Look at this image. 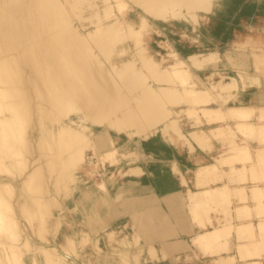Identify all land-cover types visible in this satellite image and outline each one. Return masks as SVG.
<instances>
[{
    "label": "rangeland",
    "instance_id": "1",
    "mask_svg": "<svg viewBox=\"0 0 264 264\" xmlns=\"http://www.w3.org/2000/svg\"><path fill=\"white\" fill-rule=\"evenodd\" d=\"M122 1L121 0H105V1L104 0H92V2L96 3V5H93V7H86V8H84L81 5V2L78 3L79 2L78 1V2H76V5H73V6H67V3H65L64 8L67 6L66 8L69 9V12H72L73 10L78 12L79 10H81L80 13L82 15H87L89 13V11H91V12L97 11L102 15L112 14V15L108 16L109 18L106 17L107 20L111 19L112 17L117 19L116 23H118L119 25H122V31L124 33V34L123 33L122 34L126 38L124 39V42L119 41V43H118V41L115 40L114 43L118 44V48H120L121 46H122V49H123V47H128V48H127V50H125L126 52L124 51L123 53H121L119 56H116V57L113 54L111 58L115 59V61L117 62V65H118L119 61L122 62L125 60L124 62H126L127 61L126 59H128L130 54L133 53L130 57L136 56L135 58L138 59V63L139 64L143 63L140 65H141L145 75L143 74V76H142L143 78H141V80H139V81L137 80L139 82L138 83L139 86H138L137 91L143 92V93L140 92L142 98H144V96H145V95L143 96L145 89H150L151 86L158 84V82H156V80H155L156 78L153 75H150L152 73L156 77L158 75L160 76V72L158 73V70L156 69L159 67L158 66L159 64L158 63L154 64V63H156V60H155L156 58H153L152 55H154V57L158 58V56H159L158 52H161V53L166 52L167 53V51H166L167 46L166 45H168L170 47V49L175 51L177 53V56L182 58V59H186L187 55L192 54V53L203 54V53H208L210 51H214V52H217V54H219L218 55L219 59L217 58V61L215 64H213V65L208 64L203 70L195 71V74L192 72V75H190L187 79V82H189L190 84L189 83H188L189 85L185 84V86H182V89L180 87V92H182L181 97H183L182 98L183 101H185V99H186V96H184V94H186V90L188 89V87H191V85L194 87L196 85L197 87L208 89L207 91L210 93V95L212 97L211 98L212 100H211L210 96H208L209 97L208 103H211V106H213V107H219L221 109H225L227 107V105L240 104V101L236 98L235 95L234 96L229 95L230 91L228 89H227L228 91L225 89L222 90V88L218 90L217 88L211 87V85H212L211 83L215 82L220 77L218 72L222 73L223 78L227 77L228 75L236 76L237 70H245V71L256 73L258 79H256L255 84L258 85V87L262 88V91L264 92V0H212V3L209 4L211 6H204L203 7L204 9L198 7L195 10L197 12L196 16H195V12H193V13L189 12L190 14L187 12V14H186V12L183 11V12H180L179 14H177L179 16H172L173 17L172 18L170 15V17H168L164 20H163L162 15L160 16V15H158V13H152L150 11L148 12L147 9L145 11V8L143 6L138 5L133 0H124V2L126 1L125 3ZM205 7L207 8L206 10H205ZM182 10H183V8H182ZM182 13L184 16H182ZM137 14L140 16V18L141 17L144 18V21L142 19H141L142 20L141 21L138 18L139 16ZM140 14L143 16H141ZM119 20H120V22H119ZM73 21H74V23L75 22L79 23V21H77V19H75V17H73ZM139 22L140 23L142 22V31H140L141 28L138 25ZM143 27H146V28H143ZM252 27L255 28V30H253ZM138 28H140V29H138ZM248 30H250V32H248ZM103 39L105 42H107V45H110V43L113 42V41L109 42V40L112 38H109L108 36H105ZM122 40H123V38H122ZM121 42H122V44H120ZM144 43L149 44V47H148L149 49H147L148 52H146V54L145 53L142 54L141 51H139V50L143 49ZM130 46H131V49H130ZM243 50H248V51L252 50V51H254V53H256V54L259 53L261 55L257 54V55H259V56H257L256 54L254 55V53L251 54L252 51H250V54L248 56V58L250 59V62L248 61V63H245L242 60V62L239 63V61H240L239 58H243V57H240L237 52L243 51ZM63 51H66V48H64ZM228 54H233V57L236 58V61H235L236 64L235 65L233 64V62H231L232 59L230 58V56ZM151 56H152V58H151ZM164 56H166V54ZM149 58H151V60L153 62ZM150 61H151V63L149 64ZM251 62H252V64H251ZM117 65L114 66L116 68V70H115V68L112 69L111 65L109 66V68L112 69V70L111 69L110 70L113 73L111 75H114L115 72H118L120 69L122 70L124 68V70H125L126 64H121L119 68ZM155 65H157L156 68H155ZM154 68H155V70L153 73L152 70ZM127 70H128V68L126 67L125 72H127ZM68 71L70 74L74 75V80H72V82H75L77 85L83 84V82L81 80L82 71L80 69L74 68L73 70H68ZM156 71H157L158 75L156 74ZM208 73H212V75L205 76V74H208ZM114 76L117 79V77H116L117 75L115 74ZM190 77L192 78V80ZM131 78H132V80L134 79L133 77H131ZM142 79H143V81H142ZM192 81H194V82H192ZM162 82L163 81L159 82V84L170 85V83H168L167 81H164V83H162ZM191 82L193 84L194 83L195 84L193 85ZM220 90L223 92V94L220 92ZM243 90H246V89H243ZM219 92L221 94H218ZM33 94L35 95L36 92L33 91ZM131 98H132V100H130V101H133V97H130L129 99H131ZM242 101H245V103H248L247 100H242ZM134 102H136L135 98H134ZM134 102H131L130 104L133 105ZM203 103H201V102L197 103L198 105L191 103V105L193 104V106L196 105V107H194L196 109L195 110L192 109L193 114L191 113L192 112L191 109L187 108L190 105H188V102L186 104V101H185V103L183 102L182 104H179L178 110H175L172 108L171 109L172 111L170 110L172 113L168 111L167 115L161 114V116L164 115V117H165V115H166V117L168 118V116L172 115L171 116L172 119L170 117H169V119L166 118L168 120V122H171V120H172V122H174L173 125H177L180 123L177 127H181V129L183 131H185L186 133L189 130L194 129V127L201 128L204 131H206V133H208L207 131H209V129H208L209 124H206L207 121L205 118L209 117L210 121H212L211 118L213 119L217 115L214 116L213 114H215V113L209 114L208 117H207V115L206 116L201 115L202 113H200V110L197 107L200 106V104L205 105L207 102L204 104ZM135 104L133 106H135ZM184 104H186L187 107H185ZM262 105L263 104H261V106L259 105L260 109L258 107L257 109H259V110H256L255 112H259V111L264 112V109L261 108ZM190 108H192V106ZM180 109H181V111H180ZM182 109H184V110H182ZM187 109H188V113H187ZM176 111H179V113ZM227 111H229V110H227ZM174 112L178 114V116L176 114V117L178 118L179 122L175 121L177 119L175 117ZM189 112L192 115H190ZM194 112L196 113V115ZM217 113H218L219 118H220L221 113L220 114H219V112H217ZM119 114H121V113H119ZM119 114L117 116H121ZM199 114H200V119L197 118V117H199ZM222 114H224V113H222ZM222 114H221V117H222ZM225 114H227V112H225ZM225 114L223 115L222 118H225V116L228 117V114L227 115H225ZM194 116H197V117H194ZM201 116H204V118ZM115 117H116V115H114L113 118H115ZM157 118H160V117H157ZM173 118H175V119H173ZM195 118H197L198 120H194ZM222 118H220V119H222ZM228 118H230V117H228ZM83 119H85V118H83ZM153 119L154 118H152V120ZM220 119H218V120H217V118L213 119L212 122L219 121ZM85 120L86 121L88 120L89 123L86 122ZM85 120H82V121L85 122L86 124L91 125V127L90 126L89 127L92 131L89 128H87L88 125L85 126V123H83L84 126H81V130L83 129V132H84V130L87 129V131L82 136L80 134H83V132L81 133L80 130H79L80 132L77 131L78 128L80 129V126L77 124H73V122L68 120V119L65 120V122L68 121L69 124L72 123L71 126L70 125L68 126V127H71V129L65 130V128H64V130H62V132L56 131V129L50 130L52 128L51 127L52 123H50L49 121L45 122L46 127L47 128L49 127L47 130H49L51 132V134L53 131V135H54V138L52 140L51 139L47 140V142H49V143L42 142L40 139L41 137L39 138V135H42L43 130L41 131V134L38 133V131L40 130V127L37 125V123H36V125L38 127L35 125L34 127L28 128L26 130V134L24 135V137L27 138V136L28 137L30 136L29 138L33 139L32 138L33 136H36V137L38 136L37 142L34 145L35 151H34L33 155L35 156L37 154L36 155L37 157L40 155L38 161L42 164H43V161H46V162H44V166L46 169H47V167H48V169L51 166L54 167L53 173H51L53 168L50 169V171H51L50 173H49V171H47L48 169L47 170L45 169V171H47V172L44 171V175L42 178V180L43 179L44 180L42 181L41 179L40 180L38 179V181H37V183L39 181H40V183L41 182L43 183V184L41 183V186H40L41 187L40 188L41 194H39V195H40L41 199L39 198L36 190L31 191V192H34L31 194L30 190L26 189L28 187L25 185V183L27 181H24L25 177L23 175H24L25 171L31 169V168L27 169L29 165L24 169V167H25L24 163L26 162V160H25L26 154H24V152H22V155H20V157L18 156L19 154L17 155L19 159H17L18 162H17V160H15V161L17 163H19V161H20V163H21V165H19V167H17L18 164L14 161V159H11L12 157H10V156L8 157V155H7V154L11 153L10 155L13 156L12 153L16 152L17 147L14 148L15 147L14 146L10 150H7L8 153H6V155H5V154H3V153H5V151L3 153L1 152L4 149L2 148L3 146L0 145V147L2 148V150H0V154H1L0 155V164H2V166H3L4 162L10 161L9 163L12 166H9L10 164L5 163L7 165V167L3 166V167H5L4 169L5 170L10 169L11 170L13 166H14L13 168H16V169H13V171L15 170L14 171L15 173H13V171L11 170L12 172L10 174V175L14 174L13 175L14 180L7 173L6 174L8 176L6 174H4L5 170L3 171V169H2V173L0 175L8 177V179L11 182V185H13V187H12L13 191H15L14 190V186H15L14 184L16 183V181H15L16 178L18 179V181L19 180L24 181V184H22L24 186H22V187L24 188L25 193L22 191L23 190L22 187L19 190L21 183H23L22 181H20L21 182V183H19L20 185L17 184V186H19V187H15V188H17L16 192L12 191L13 193H17V196H19V197H17V199H20L18 201L24 202V204L25 203L27 204L30 199H33V197H34V199L36 198L35 199L36 201L39 198L37 201L38 204H37V202L34 203V201H35L34 199L32 200L33 202H31V200H30V205L27 204L28 207L25 208L26 210L28 208H29L28 209L29 211L31 209H34L36 205L38 207L40 202H41V205L42 204L44 205V208H43V206H39V207H41V209L45 210V208H46L45 203L47 201H50V199H48L46 195L51 193L52 195L56 196V201H58V203L56 202L55 207L51 208L52 209L51 210V219H53L55 217L60 218L61 223L57 224V226L59 225L58 226L59 228L60 227L62 228V229L61 228L58 229L59 230L58 232L61 231V233L59 235L63 236L62 232L64 231L63 234L65 236L70 235L69 238L72 237L71 239H72V242H74L73 244L71 243V239H68V241H67V239H65L62 242H64V246L66 243H68V245H66L67 249L68 248L70 249V252H71L73 257L77 258L80 262H83V263L88 262L89 264H118V263L119 264L120 263L121 264H123V263L124 264H136L135 258H137V261H138L137 264H229L230 259H231V264H240V262L246 260L247 258L248 259H258L260 261V262H258V264H264V227H263L264 225L262 226V224L264 223V221L262 219V218H264V210L261 209V212L258 211V209L260 210V208H264V206H263L264 205V197H263L264 192L261 193V188H263V186H264V183H263L264 177L263 178H261V177L264 175L261 176V174L259 172H257L259 170L256 169L257 171H255V169H252V168L256 167L257 165L260 166V164H262V161L264 162V160H262V161L257 160V163H259V164H257L255 162L256 160L253 157L254 156L253 151H256L255 150L256 148H260V150L257 149V151L261 152V148L264 151V148H263L264 147V132H263L264 123H261L263 120L261 122H259L262 124L261 126L263 127L262 128L263 130L260 127L255 126L256 128H260L262 130L263 135H261V136H263V137L260 136L261 138H263V140L260 138L262 141L259 138H256L257 136L260 135L259 133H257L259 131L256 130V132H255L253 129L255 134L253 135L250 133L252 136L250 134L247 135L249 132L248 129H246L244 126H240L241 128H238V126H236L234 124V122L231 121V122H228V124L230 125L229 131L227 130V128H224V130L221 129V130H219V132L217 133L216 136H212V133L211 134L208 133L212 137L209 138L210 141L208 140L207 142H204L203 146H200L199 144L197 145V144L193 143V141L191 144H188L189 142H187L186 139H184V137H183V140H181L182 142L184 141L183 142L184 144H181L183 146H181L179 144V142H181V141H179L180 139L179 140L177 139L178 143L176 142L177 143L176 144L175 143V141H176L175 135H174L175 137L170 136L171 138H173V140L172 139L170 140L169 136H166L167 138L165 137V135H168V134L163 132V130H162L163 128H160V126H162V125H160V123L162 124V122H159L158 123L159 125L158 124L155 126L153 125V123L156 122V118L153 121V123H151L152 124L151 126H147L145 128H141V129H137L138 126H135L134 124L133 125H126V126H123L121 128H116V127H112L110 124H108V120L98 122L99 124L97 122L92 121L91 119L86 118ZM230 120H233V117L230 118ZM68 122H66V126L68 125ZM172 122H171V124H172ZM198 122L199 123L203 122V123L199 124ZM197 123H198V125L195 126V124H197ZM220 123L221 122L216 123L215 126L220 125ZM256 123H258V121ZM74 125H77V126H74ZM256 125H260V124H256ZM72 126H74L75 129H77V130H75L74 127H72ZM53 127L56 128L57 123H54ZM158 128L161 129V131L158 130ZM72 130L75 131V134H74V131H72ZM88 130H89V133H87ZM136 130H137V132H135ZM238 130H240V131H238ZM63 131H65V132H63ZM66 131H69V132L72 131V132L68 133ZM76 131L80 134L76 135L77 134ZM130 131L133 132V133L131 132V135L129 134ZM162 132L164 134H162ZM242 132H245L244 133L245 135H243ZM22 135H23V132H21V134L19 133L20 138L22 137ZM70 135H71V137H70ZM230 135H231V137H230ZM48 136L50 137V134H48ZM74 136L77 138L76 139L77 144L74 143L73 144L74 146H70V144H67V142L69 143L71 140L70 138H72ZM78 136H80V137H78ZM234 136H235V140H234V138H232ZM248 136L251 139L248 138ZM19 137L17 136L18 139H19ZM245 137L248 140L247 144H248V148H249V154L250 155L252 154V157L250 156V158L253 161L251 162L250 158H248L249 161H246V158H245L246 156L244 154L248 153V151L244 153L243 152L244 150H242L241 153L245 157H243L241 153H240V155H241V157H243V160L242 159L241 160L244 161V159H245L246 163H245V161L243 162V164L241 163L242 161L240 160V158H241L240 155H237V157H240V158H238L240 162L239 161H235V162L233 161V165H231L232 164L231 161H230V163H231L230 164L228 162V160H226V159L223 160L222 155H224L226 153V150L224 148L232 146V144L230 146H228L230 144V141L232 143V140H234L235 143L237 142L239 144H242L244 141H247L246 139H244ZM253 137L256 140L252 139ZM230 138H232V140ZM39 139L41 141L40 145L38 143ZM61 140H64V142ZM65 140L67 142H65ZM95 140L100 141V144H99L100 147L98 146V151L95 150V146H94ZM44 141H46V140H44ZM58 141L60 142V144ZM171 141H173V142H171ZM215 141H217L216 144H214ZM234 141H233V143H234ZM256 141H259V142H256ZM208 142H210L211 144ZM227 142H229L228 145H227ZM256 143H259V144H256ZM260 143H261V145L263 144L262 145L263 147L257 146V145H260ZM255 144H256V147H254ZM78 146H80V147L78 148ZM174 146H176V147H174ZM178 147H181L180 150L183 149V151L181 153L176 152L175 148L178 149ZM253 148H255V149H253ZM185 150H186V152H185ZM69 151L71 154L73 152V154L71 155L69 153ZM75 151H76V153H75ZM77 151H79V152H77ZM81 151H83L84 155H85V160L83 161V163L81 165L82 167L80 166L81 162H79V164L77 163L79 160H78V157L75 156L77 153H80ZM239 152H238V154H239ZM260 152L257 154L260 155L261 154ZM42 154H44L43 157H42ZM65 154L67 155V158L65 156L64 158H66V159L63 160L61 157H63V155H65ZM219 154H220L219 157L214 158ZM2 155L3 156L5 155L7 157L4 156L5 157L4 158ZM33 155L30 158H32ZM256 155H255V158H256ZM259 155H257V156H259ZM1 156H2V158H4L3 160L1 158ZM14 156H15V154H14ZM23 157H24V159L22 161L21 159ZM28 157H29V155H28ZM75 157H77V158H75ZM260 157L262 158V156H260ZM30 158H29V160L27 158L28 164H29ZM263 158H264V155H263ZM68 159H69V161L71 160V163L73 164V168H72V164L70 166V162L67 161ZM73 159H75V160H73ZM167 159H169L170 162L166 161ZM238 159H236V160H238ZM11 160L16 165H14L13 162L11 163ZM24 160H25V162H24ZM47 160H48V162H47ZM61 160H63V161H61ZM49 161L51 164H49ZM74 161H75V163H74ZM259 161H261V162H259ZM250 162L253 164H251ZM45 163L46 164L48 163L51 166L49 167V165L48 164L46 165ZM170 163H171V165H170ZM177 163H178V165H177ZM254 163H256V164H254ZM228 164H230L231 165L230 168L233 167L234 170H231L229 168L230 165H228ZM33 165H35V164H33ZM74 165H75V169H74ZM199 165L201 166L202 171H198V170H200ZM249 165H250V167H251V165H254V167H252L251 169L254 170V174L256 176H259L261 178L262 182L260 181L259 177H257V181H260L259 183H257V181H254V178H256V177H255V175H254V177L252 176L253 171H251V174L249 175V172L247 171V170H249V168H248ZM262 165H264V164H262ZM2 166L0 165V167H2ZM76 166L78 168H76ZM202 166H203V168H202ZM204 166L207 167V169H205ZM243 166L245 169H242ZM259 166H257V167H259ZM30 167H32V166H30ZM235 167H237V168L240 167L241 170L239 168H238L239 170L237 168H236L237 170H235ZM17 168H19L18 169L19 171H20V168H23V169H21V171L25 170L21 173L22 175L19 176L20 172H16ZM261 168L263 169L264 166L260 167V169ZM68 169L70 170L72 175L68 173L69 172ZM196 169H197V171H196ZM206 170H208V171L205 174ZM0 171H1V169H0ZM7 172L10 173L9 170ZM255 172H257L258 174H256ZM261 173H263V172L261 171ZM73 174L76 177H74ZM130 174L137 175L139 177V179L137 178L138 180L141 179L140 184H138L135 187V188H137L138 192H141L144 190L143 184H141V183H144L145 181H147V183H150L149 185H152L153 188L156 189L158 195H160L162 192L168 193V195H169L168 199L166 200L167 204L165 203L164 198H163V200H160L161 205H164L165 207H169L168 210H166V209L163 210L160 206H153V205L151 207H154V208H151V207H149L150 209L148 208V211H150L149 213L154 212V214H155V212H156L157 216L159 214H161L160 213L161 211L163 213V214H161L163 216L159 215L158 218L153 213H152L153 215L151 214L152 217L151 216L148 217V219L152 218L151 220H153L154 225H149V223H148L149 220H146L144 222L145 224L144 223L143 224L142 223L135 224L132 221L133 219L130 220L131 217L135 218L134 215H132V212H134L135 210H133L132 212H129L130 213L129 215H128V213H124V212H121L119 210V200L123 194H122V191L120 194L118 193L117 185L120 182L121 188L123 186H126L128 189L127 180L129 179L128 177ZM15 175H17L18 177ZM57 175H59V177ZM242 175H245V177H243V179L241 177ZM21 176H22V179H19V178H21ZM176 176H178L180 178V180L183 184L182 187L184 188V191H183L184 194L182 196L174 195L172 193L173 185L176 183V179H175ZM249 177L252 179L250 180ZM188 179L193 181L192 186L190 183H187ZM59 180L61 182H59ZM13 182H14V184H12ZM243 182H244V184H243L244 186L243 185L238 186L240 183H243ZM60 183H62L61 184L62 186H60ZM202 183H203V185H206V186H219L222 189V191H219V193L223 192L219 196L217 195V197H218V198L216 197L217 199L214 197V201L211 198L210 199L212 201L207 199V202H209V203L206 204L207 202H205V206L202 207V205H200L201 208L199 209L200 214H202L204 216H208V215L210 216L211 215V216L215 217L216 219H218L219 220L218 223L220 225L219 227L221 228V231L223 233H225L226 231L229 232V233H227L228 235L225 234V236H224L225 238L228 236V239L226 240L223 237L224 238L222 240L223 242H221L222 248L223 249L226 248V249L223 250L222 248H220L222 250L219 249V251H220L219 253L216 252V251H218L217 250L218 245H216L217 249H216V246H213L215 249L213 247H211L208 250H203L202 247L199 246L200 244L198 245L196 240L195 241L197 244H195V241L193 242V239H195L194 236L198 234L197 232H199V230H201V229H199L201 224H199L200 222L198 223L197 221L196 222L198 223V226L193 223V222H195L194 219H196L195 218L196 215L195 216L190 215V211L191 212L193 211L194 207H192V205L194 206L195 202H193L194 204H192L191 202L193 199L191 200L190 198H191L192 193L194 191H196L197 189H199V187H201ZM224 183H226L225 186H224ZM246 183H247V185H245ZM248 183H249V185H248ZM99 184H101V186H100L101 188L98 187ZM102 184L104 185L103 187H102ZM222 185L224 187L229 188L230 190L229 189L223 190ZM58 186H59V188H58ZM234 187H236V189L242 187V190H238L239 192L236 193L235 190H233V189H235ZM250 187H252L253 189L256 187V191L260 189L259 191H257L260 193H256V191H252L256 194V195L253 194V197H257V198H255L256 200L253 197H250V196H252V193L251 194L248 193V192H250V189H249ZM259 187H261V188H259ZM12 188H11V190H12ZM257 188H259V189H257ZM46 189H47V191H45ZM58 189H59V191H58ZM113 189L117 190L116 194H114ZM17 190H19V192ZM20 191H22V192H20ZM227 191H228V193H227ZM262 191H264V190H262ZM12 192L11 193L6 192V194L4 192L5 197H2V199L7 198V194L10 197V195H12ZM46 192H47V194H46ZM22 193L25 196H26V193L29 194L28 196H30V197H28V196H26L27 198L25 197V200L27 199V202L25 200L21 201L22 199L20 197H21ZM177 193H181V192L179 191ZM216 193H218V192L216 191ZM30 194L32 196L33 195L34 196L32 197ZM36 194H37L38 198L36 197ZM227 194H228V196H227ZM246 194L248 195L249 198L247 197ZM257 194H259V195L261 194L260 198L263 197V199H259L258 198L259 196H257ZM13 195H15V194H13ZM42 196H44V197L42 198ZM187 196H189V199H187L188 198ZM197 196H199V195H197ZM237 196L238 197L240 196L239 200H238ZM242 196H244V197L242 198ZM194 197H196V196H194ZM183 198H185V199H183ZM195 199L196 198H194V200ZM257 199H259L260 201ZM10 200H12L14 202L15 199L13 200V198H11ZM187 200H188V203H190V205L192 204L191 205L192 210L190 209V206L187 210L189 217H190V221L187 220L186 216L183 214V211H182V210H185V208L188 206V203L185 202ZM153 201H155L156 205L159 204L158 199L153 200ZM162 201H164V202H162ZM256 201H259L260 203L262 202L263 207H259L260 204L257 203ZM13 202H10V204L11 203L13 204ZM180 202H181V206L179 205ZM17 203H19V202H17ZM31 203H33L32 207H30ZM254 203H256V205ZM14 204L17 205L16 203H14ZM58 204L62 205V206H59ZM257 204H259V205H257ZM63 205H64V208H63ZM241 205H244V206H241ZM22 207H25V206L24 205L21 206L22 210L18 209V208L16 209L17 212L15 211V213H18L17 214L18 216L17 215L16 216L19 218L18 219L16 218L18 220V222H17V220H15V221H16L17 225H19L20 228L22 229V234L25 235V234H28V232L30 233L33 231H31L30 228H29L30 230L29 229L27 230V228H26V227H28L25 225V224H28L27 218H26V215H27L26 213H28V212L25 209H23ZM147 207H142L140 209L144 210V208H146L145 209V212H146ZM0 208H1L0 211L2 210L1 212L4 211L3 216H5L6 215V211H5L6 204L4 202H3L2 206L0 204ZM47 208L49 209L50 207H47ZM47 208H46V210H47ZM151 209H154V211H151ZM156 209L159 211L157 212ZM189 209H190V211H189ZM20 210H21V212L19 213L18 211H20ZM33 211L34 210L30 211L31 214L33 213ZM63 211H64V214H62ZM22 212H23V215L21 214ZM157 213H159V214H157ZM257 213H259V214H257ZM28 214H29V216H31L30 213H28ZM23 216H24V218H26V220L23 218ZM191 216H194V219L191 218ZM153 217H155V218L153 219ZM161 217H163V219ZM159 218H161L162 221L165 220L167 226L166 225H164V226L166 228H168V225H169L168 223L171 222L170 224H172V227H171V229L169 228L170 229L169 233L165 227H164V231H163L161 226L164 224V221L160 222ZM200 218H202V222H205L206 217L203 218V216L200 215ZM256 218H259V220H257ZM14 219H13V221H14ZM197 220H199L198 217H197ZM52 221L54 222L55 220H52ZM129 221H130V223H129ZM158 221L161 224V226H158L159 225ZM172 221L175 222L176 224L178 223V225L180 226V228L183 232L182 237L177 234V229H176V227ZM199 221H201V220H199ZM257 221H259V222L262 221V224H261L262 228H261V226L259 228L260 224H257V223H259ZM55 222H54L53 226L56 225ZM151 222H150V224H151ZM246 222H248L247 225H245ZM147 223L149 226L146 225ZM240 223H242V226L240 228L238 227L239 229L237 227H235V225L239 226ZM254 223H256V224H254ZM4 224L5 223H2L0 225V227L3 226ZM202 224H204V223H202ZM243 224L245 226H243ZM12 225H13L12 226V232H13L14 230H16L15 226H14L15 222H12ZM48 226H50V225H48ZM53 226H51V227H53ZM151 227L152 228L155 227L154 229L157 228L155 230V232H154V229H153V231H151L152 230ZM159 227H161V228H159ZM196 227H198V228H196ZM207 227L209 228L212 226L208 225ZM4 228L5 227H3V228L1 227L0 231L3 230ZM45 229H47V228H45ZM45 229L39 230L41 232V234L38 235V233H40V232H37L36 236L34 235V237L35 238L37 237L38 239L42 240V238H43L42 233H45L44 232V231H46ZM158 229L160 230V234H162V232H165L163 234L166 235V233H167L168 236L166 235L165 237H162V236L158 235L159 234ZM161 229H162V232H161ZM197 229H198V231H197ZM81 230L85 231L84 232L85 233V235H84L85 240H82L84 242L82 243V245H79L78 239H79L80 235L82 234ZM110 231L112 233H110ZM171 231L173 233H171ZM48 232L45 233L44 235L46 236L48 234ZM251 232H252V236H250ZM66 233H67V235H66ZM56 234H58L57 231H56ZM56 234H53V235L50 234V235L51 236H57ZM248 236L251 239V241L252 240H255V241H252V243L250 241V243H248V241L250 240L249 238H247ZM34 237H33V239H34ZM147 237H149V240H147L148 239ZM0 238L5 239L3 236ZM75 240H76V243H75ZM5 241H7V240H3L4 243L1 241L2 245H0V248L4 247L6 249L5 252H2L3 250L1 251V249H0V254L2 256V258H1L2 261H0V262H2L3 264H4V262L8 264L9 261H7L6 258L8 260L12 261V263L16 262V261H14V259H11L12 258L11 256H13V255L9 254L11 257L10 258L6 252L8 251L10 253L12 250H17L18 246L20 247L22 252H18L20 255H18L17 258H15V259H17V260L19 259V261L22 260L23 261L22 264H43V263L46 264L43 260H42L43 262L41 260H39L38 262L35 261L36 263L34 261H31L34 259V257L45 258L41 255H39V256L37 255L38 257L36 255H34L35 252L38 250V246L36 249V246H35L36 244L32 245V243H29V244H27L28 246L26 244H25L26 245L25 246V245H23L24 243L21 244V242L18 241L17 242L18 244L16 245L17 247H15V245L11 246V243L12 242L14 243V241L11 242V240H8L7 242H8V244H10L11 248H9V246H7V248H6L5 244H7V243H5ZM9 241L11 243H9ZM165 242L167 244H164ZM169 242H171V244ZM224 242H225V244H224L225 246L222 245ZM69 243L74 245V247L69 246V245H71ZM147 243L149 244V246H150V244H152L154 254H151L152 253V247H149L147 245ZM252 244H254V245H252ZM22 245L24 247H22ZM196 245H198L199 247ZM255 245H256V248H255ZM33 246H34V248H33ZM221 246L219 244V247H221ZM252 246H254V247H252ZM249 247L251 249L252 248L255 249L254 252L252 251L253 249L250 250L251 251V254H249L250 256L247 255ZM136 248H140V249H139L137 254H134L133 251ZM149 248H151V249H149ZM34 249H35V251H34ZM124 249L131 250V251L128 252V254H124L126 256L119 254V252H117L118 250H124ZM148 249L151 251L149 252ZM74 250L77 252V253L75 252L76 254L74 253ZM242 250H244V251H242ZM212 251H214V252H212ZM250 251H249V253H250ZM256 251L259 252L260 254L256 253ZM222 253H225V254H222ZM6 255H7V257H6ZM219 255L222 257L217 261L216 258L220 257ZM223 255H225V256H223ZM226 255H228V258L230 255L233 258L231 257L230 259H227ZM121 257L124 259V261ZM222 258L225 259L224 263L219 262L220 260L223 261ZM120 259H122L123 263L121 261H119ZM125 259H127V261ZM12 263H10V264H12ZM13 264H16V263H13ZM52 264H54V263H52Z\"/></svg>",
    "mask_w": 264,
    "mask_h": 264
},
{
    "label": "bare ground",
    "instance_id": "2",
    "mask_svg": "<svg viewBox=\"0 0 264 264\" xmlns=\"http://www.w3.org/2000/svg\"><path fill=\"white\" fill-rule=\"evenodd\" d=\"M133 1L136 2L140 6H143L145 8V11L147 9L148 12L150 11L152 13H158V15H160V16L162 15L163 20L170 17V15H171V17L172 16H179L177 14H179L180 12H183V11H185L186 14H187V12L188 13L189 12L190 13L195 12V16H196L197 12L195 10L198 7L203 8L204 6H211L209 4L212 3V0H133ZM76 2H78V3L81 2V5L84 8L93 7V5H96V3H93L92 0H81V1L80 0H63V1L62 0H0V145L3 146L2 148L4 150L1 152L3 153L5 151V153H3L5 155H6V153H8L7 150H10L14 146H15L14 148L17 147L16 152L12 153L13 156L10 155L11 153L7 154L8 157L9 156L12 157L11 159H14V161L19 159L18 156L20 157V155H22V152H24V154H26V156L24 155L25 160H26V162L24 160V162H25L24 163L25 164L24 169L28 165L29 166L27 169H30V168L31 169L27 170V171H25V170L21 171V169H23V168H20V171H19L18 170L19 168H17L16 172H20L19 173V176H20V175H22L21 173L23 171H25L23 176L25 177L24 181L28 182V183L27 182L25 183V185L28 186L26 188L27 190L29 189L30 192L33 190L34 191L36 190L39 198L41 199L39 194H41L40 193V188H41L40 186H41L42 182L40 183V181H39L38 182L39 184H38L37 181H38V179L42 180V178H43L44 171L46 169L44 166V162H46V161H43V164H42L38 161L40 155L38 157L36 156L37 154L35 156L33 155L34 151H35L34 145L37 142L38 136L37 137L33 136L32 137L33 139L29 138L30 136L28 137L27 135H26L27 138L24 137V135L26 134V130L28 128L34 127L36 125V123L40 127V130L38 131V133L41 134V131L43 130L42 135H39V138L41 137L40 138L41 141L45 142V143L47 142V140H49V139L52 140L54 138L53 131L51 134V132L49 130H47L49 127L48 128L46 127L45 122L49 121L50 123H52V126H51L52 128L50 130L56 129V131L62 132V130H64V128H65V130L71 129V127H68V126L69 125L71 126L72 123L69 124V122L66 121V122H68V125L66 126L65 120L68 119V120L72 121L73 124L79 125L80 129L78 128V130L75 129V127H74L77 125H74L72 127H74V129L77 130L78 132L81 131V133H82L83 129L81 130V126H84L83 123H85L82 120H85L86 118L91 119L92 121L97 122V123L102 122L104 120H108V124H110L112 127H116V128H121V127L126 126V125H133L134 124L135 126H138L137 129H141V128H145L147 126H151L152 125L151 123H153V121L156 118V122H154L153 125L155 126L159 122H162V124L160 123V125H162V126H160V128H163L162 129L163 132L168 134V135H165V137L169 136V139L173 140V138H171V137L176 136V141L174 140L175 143L179 139H180L179 141L183 140V137H184V139H186V141L189 142L188 144H191L193 141V143H195L197 145L199 144L200 146H203L204 142H207L208 140L210 141V139H209L210 137L216 136L217 133L219 132V130H221V129L224 130V128H227V130L229 131L230 125L228 124V122H231V121H233L234 124L236 126H238V128H241L240 126H244L246 129H248L249 132L247 135H249L250 133L254 135L255 134L254 131L256 132V130H257V131H259L257 133H259L260 135L257 136L256 138L260 139L261 137H263L261 135H263L262 134V130H263L262 128L264 127V125L262 127L261 123H264L263 122L264 121V117H263L264 112L263 111L255 112L256 110L260 109L259 104H255L253 102L245 103V101H242L243 98L241 97V95L239 93V90L247 89L251 86L256 85L255 84L256 79H258L256 73L245 71V70H237L236 76L228 75L227 77L223 78L222 73L218 72L220 77L218 78V80L211 83L212 84L211 87L217 88L218 90L221 88H222V90L228 89L230 91L229 95H231V96L235 95L236 98L240 101V104L227 105V107L225 109H221L219 107H213V106H211V103H208L209 102L208 96H210V99L212 97H211L210 93L207 91L208 90L207 88H200V87H197L196 85L195 86L197 88L195 86L193 87L192 85H191V87H188V89L186 90V94H184V93L183 94H184V96H186V99H185L186 104L188 102V105H190V106L187 107V105L184 104L185 107H187L188 109H191V111H192V109H194V110L196 109V108H194V107H196V105L193 106V104L191 105V103L197 104L200 102L201 103L207 102L208 104L207 103L205 105L200 104V106L197 107L200 110V113H202L201 115H204V116L207 115V117H208L209 114L215 113L213 115L214 116L217 115L218 117L217 116L214 117L212 115L214 117L213 119L217 118V120H218V119L223 117L225 112H227L228 117H230V118L233 117V120H230V118H228L227 116H225V118H222L216 122H212L213 121L212 118H211L212 121H210L209 117L205 118L207 121L206 124H209V127H208L209 131H207V132L210 134L212 133V136H210L208 133H206V131H204L203 129L196 128V127H194V129H191L186 133L185 131H183L181 129V127H177L180 123L179 124L176 123L177 125H173L174 122H172V120H171L172 115L168 116V118H167L166 117L167 112L168 111L171 112L172 108L175 110H178L179 104H182L183 102L185 103V101L182 100L183 97H181L182 92H180V87L182 89V86H185V84L186 85L190 84L189 82H187V79L190 75H192V72L195 74V71L203 70L208 64H212V65L215 64L219 54H217V52H214V51H210L208 53H203V54L192 53V54L187 55L186 59H182V58L177 56V53L175 51H173L172 49H170V47L168 45H166L167 46L166 47L167 53L166 52H164V53L158 52V54H159L158 58L154 57V55L151 54L153 56V58H156L155 59L156 63H154V64H157V63L159 64L158 65L159 69L156 68L157 65H155V68L158 70V73L160 72V76L157 74V71H156V74L159 77L158 76L156 77L152 73L150 74L156 78L155 80H156V82H158V84L153 85L154 84L153 83L152 84L153 86H151L150 89H145L146 91L144 90V94H143V96L144 95L145 96H144V98H142L141 94H140L141 91L139 92V91H137V89L139 86L138 81L141 80V78H143L142 76L144 74V71L140 65L143 63L139 64L138 59L135 58L136 56L130 57L133 53H131L129 58L126 59L127 60L126 62H124L125 60L122 62L119 61L118 65H117V62L115 61V59L111 58L113 54L115 57L119 56L121 53H123L128 48V47H123V49H122V46L120 48H118V44L114 43L115 40H117L118 43H119V41L124 42V39L126 38L123 35L124 33L122 31V25H119L118 23H116L117 19H115L113 17L111 19L107 20V18H109L108 16H110L112 14L102 15L97 11L96 12L95 11L94 12L89 11V13L87 15H82L80 13L81 10H79L78 12H76L74 10L72 12H69V9L66 7L76 5ZM122 2H124V0ZM65 3H67V6L64 8ZM182 8H183V10H182ZM206 9L207 8L205 7V10ZM167 13L168 14L170 13V14L168 15ZM141 16H143V15H141ZM182 16H184L183 13H182ZM73 17H75V19H77V21H79V23L78 22L74 23ZM138 18L140 20L142 19L144 21V18H142V17L140 18V16ZM119 22H120V20H119ZM138 25L141 28L140 31H142V22L141 23L139 22ZM140 28H138V29H140ZM143 28H146V27H143ZM253 30H255V28H253ZM248 32H250V30H248ZM105 36L112 38L109 40V42L113 41L110 43V45H107V42L104 41L103 38ZM122 38H123V40H122ZM122 42L120 44H122ZM148 47H149V44L144 43L143 44L144 50L141 49L139 51H141L142 54L143 53L146 54V52H148L147 49H149ZM64 48H66V51H63ZM130 49H131V46H130ZM250 51H252V50H250ZM250 51L243 50V51L237 52L240 57L244 58V59L239 58L240 59L239 63L242 62V60L245 63H248V61L250 62V59L248 58ZM252 53H254V51H252L251 54ZM165 54H166V56H164ZM255 54L256 53H254V55ZM257 54H259V53H257ZM228 55L232 59L231 62H233V64L235 65L236 64L235 63L236 58L233 57V54H228ZM259 55H261V54H259ZM259 55H257V56H259ZM152 56H151V58H152ZM151 58H149V59L151 60ZM151 61L149 62V64L151 63ZM120 63L126 64L125 66L128 68V70H127L128 73L125 72L126 67H125V70H124V68L122 70L120 69L118 72H115V74L117 75L116 76L117 79H116L114 76L115 74L111 75V74H113L111 70L114 69L115 68L114 66H116V65L119 68L121 65ZM110 65H111L112 69L109 68ZM74 68H78L82 71L81 80H82L83 84L77 85L75 82H72V80H74V75L70 74L68 70H73ZM155 68L152 70L153 73H154ZM115 70H116V68H115ZM209 75H212V73L205 74V76H209ZM131 77L134 78L133 79L134 81L132 80ZM191 80H192V78H191ZM142 81H143V79H142ZM161 81H163L162 83H164V81H167L168 83H170V85L159 84V82H161ZM192 82H194V81H192ZM33 91L36 92L35 95L33 94ZM220 92L223 94V92L221 90H220ZM220 92L218 94H221ZM141 93H143V92H141ZM130 97H133V101H130V100H132V98L129 99ZM134 98H135L136 102H134ZM131 102H134L133 105L136 103L135 106L131 105L130 104ZM263 105L261 108L264 109ZM191 106H192V108H190ZM258 107H259V109H257ZM184 109H182V110H184ZM188 109H187V113H188ZM227 110H229L230 112ZM180 111H181V109H180ZM176 112L179 113V111H176ZM217 112H219V114L220 113L221 114L224 113V114H222V117L220 114V118H219V115ZM119 113H121V114H119ZM191 113L193 114V111ZM191 113L189 112L190 115H192ZM118 114L121 116H117ZM161 114H166V115L164 117V115L161 116ZM174 114L176 117L177 113L174 112ZM227 114H225V115H227ZM114 115H116V117H115L116 119L113 118ZM195 115H196V113H195ZM177 116H178V114H177ZM197 116H194V117H197ZM204 116H201V117L204 118ZM157 117H160V118H157ZM169 117L171 118L170 120H171L172 124H171V122H168V120H167V119H169ZM83 118H85V119H83ZM152 118H154V119L152 120ZM164 118L165 119L167 118V119L165 120ZM197 118L200 119V114H199V117H197ZM197 118H195L194 120H198ZM173 119H175V118H173ZM176 119L177 120H175V121H178L177 117H176ZM257 121H258V123H256ZM86 122H88V120ZM218 122H221L220 125L215 126V124ZM259 122H261V123H259ZM54 123H57L56 128L53 127ZM198 123L195 124V126H197ZM202 123L200 122L199 124H202ZM256 124H260V125H256ZM85 126H87V128H89V129L91 127V125L86 124V123H85ZM255 126L260 127L262 130L260 128H256ZM253 129H254V131H253ZM158 130L161 131V129H159V128H158ZM69 131H66V132L71 133L74 130H72L71 132H69ZM86 131H87V129L84 130L83 134H80L77 132L76 135L80 134L82 136V135H84V133ZM132 131H130V133H129L130 135H131ZM238 131H240V130H238ZM21 132H23V135L20 138L19 133L21 134ZM63 132H65V131H63ZM135 132H137V130ZM163 132H162V134H164ZM245 132H242V134L245 135L244 134ZM263 132H264V130H263ZM87 133H89V130ZM48 134H50V137L48 136ZM74 134H75V131H74ZM17 136L19 137V139L17 138ZM70 137H71V135H70ZM78 137H80V136H78ZM230 137H231V135H230ZM246 137L244 139H246ZM232 138H234V140H235V136ZM232 138H230V139L232 140ZM248 138H250V137L248 136ZM40 139L38 142L39 145L41 144ZM70 139L71 140L69 143L66 141L67 139L65 140V142H67V144H70V146H74L73 144L77 142V140H76L77 138L74 136ZM252 139H255V138L253 137ZM261 139L263 140V138H261ZM44 140H46V141H44ZM234 140H232V143L230 141L229 145H228L229 142H227L228 146H230L231 144H232V146L224 148L226 150V153L224 155H222L223 160L226 159V160H228L229 163L231 161L232 164L231 163L230 164L233 165V161L234 162L239 161L238 158L241 157L240 153L242 152V150H244L243 151L244 153L248 151V153L244 154L246 157L242 153L241 154L243 157L246 158V161H249L248 158H250V156L252 157V154L251 155L249 154V148H248V144H247L248 140L246 139L247 141H244L242 144H239L237 142L235 143ZM61 141L64 142V140H61ZM233 141H234V143H233ZM259 141H256V142H259ZM94 142H95L94 143L95 150L98 151V146L100 144V141L95 140ZM171 142H173V141H171ZM183 142L181 141V142H179V144L180 145L184 144ZM47 143H49V142H47ZM208 143H210V142H208ZM59 144H60V142H59ZM256 144H259V143H256ZM256 144L254 147H256ZM262 145L260 143V145H257V146L263 147ZM181 146H183V145H181ZM79 147L80 146H78V148ZM2 148L0 150H2ZM253 149H255V148H253ZM257 149L260 150V148H256L255 150L257 151ZM256 151H253V155H254L253 157L256 160L255 162L257 163V160H261V161L264 160V158H263V155H264L263 152L264 151L262 150V148H261V152L260 151L256 152ZM77 152H79V151H77ZM238 152H239V154H238ZM259 152L261 153L260 155L257 154ZM69 153H70V151H69ZM75 153H76V151H75ZM14 154H15V156H14ZM72 154H73V152H72ZM256 154L259 156H257ZM28 155H29V157H28ZM32 155H33V157L30 158ZM43 155L44 154H42V157H43ZM237 155H240V157H237ZM255 155H256V158H255ZM2 156H1V158H2ZM65 156L67 158L66 154L63 155V157H61V158L63 160H65L66 159V158H64ZM75 156L78 157L79 161L77 160L78 161L77 163L79 164V162H81V164H80V166H81L83 161L85 160L84 152L81 151L80 153H77ZM219 156H220V154L214 158H217ZM260 156H262L263 159ZM5 157H7V156H5ZM77 157H75V158H77ZM243 157H241L240 160L241 159L243 160ZM4 158H2V160ZM27 158H28V160L30 158L29 164H28ZM23 159H24V157L21 160L23 161ZM236 159H238V160H236ZM63 160H61V161H63ZM73 160H75V159H73ZM250 160H251V158H250ZM67 161H69V159ZM244 161H245V159H244ZM244 161H242L241 163L243 164ZM246 161H245V163H246ZM252 161L253 160H251V162ZM261 161H259V162H261ZM9 162L10 161L4 162L3 166L7 167L6 164H10ZM12 162L13 161L11 160V163ZM17 162H18V160H17ZM47 162H48V160H47ZM69 162H70V166H71V164H72L71 160ZM19 163H20V161H19ZM19 163H17L18 164L17 167H19V165H21V163L20 164ZM74 163H75V161H74ZM256 163H254V164H256ZM33 164H35V165H33ZM49 164H51L50 161H49ZM230 164H228V165H230ZM251 164H253V163H251ZM257 164H259V163H257ZM262 164H264L263 161H262ZM262 164H260V166L257 165V166H259V167L256 166L257 168L254 167V165H251V167L249 165V167H248L249 170H247L249 172V175L251 174V171H253L252 176L254 177L255 174H254V170H252V169H255V171L259 170L257 172H259L261 174V176L264 175V170H263L264 168L263 169L261 168L262 170L260 169V167L264 166ZM0 165L2 166V164H0ZM14 165H16V164L14 163ZM231 165L229 166V168L231 167ZM9 166H12V165L10 164ZM30 166H32V167H30ZM50 166L51 165H49V167ZM2 167H0V169H1L0 174L2 173V169H3V171L5 170L4 169L5 167H3V168ZM13 167L11 169L12 171H13V169H16ZM252 167H254V168H252ZM51 168H53L52 172L50 171ZM72 168H73V164H72ZM76 168H78V167L76 166ZM202 168H203V166H202ZM232 168H230V169L234 170V168L233 169ZM236 168L237 167H235V170H237L238 168L240 169V167H238L237 169ZM47 169H48V167H47ZM69 169H68L69 172L68 171L67 172L69 174H71ZM74 169H75V165H74ZM205 169H207V167H205ZM242 169H245L244 166ZM8 170L10 173L7 172ZM8 170H5L4 174L7 173L14 180V177H13L14 174L10 175L12 171L10 169H8ZM260 170L263 173H261ZM14 171H13V173H15ZM47 171H49V173L50 172L53 173L54 167L51 166ZM47 171H45V172H47ZM196 171H197V169H196ZM198 171H202L201 166H200V170H198ZM207 171L208 170H206L205 174L207 173ZM257 172H255V173L258 174ZM17 175H15V176H17ZM7 176L0 175V204H1V206H2L3 202L6 204V208H5L6 215L3 216L4 211L3 212H1L2 210L0 211V225L2 223H5L4 224L5 226L4 225L1 226L2 228L3 227H5V228L0 231V237L3 236L5 239L0 238V245H2L3 240H7V241L11 240V242L14 241V243L13 242L11 243L10 241H9V243H11V246L15 245V247H17L16 245L18 244L17 243L18 241L21 242V244L24 243L23 245H25V244L27 245L29 243H32V245L36 244L35 246H36V249L38 246V250L35 252L34 255H36V256L41 255L45 258H41L38 256H37L38 258L34 257V259L31 260L34 262L35 261L38 262L39 260H41V261L43 260L46 264H52V263H54V264H89L88 262H85V263L80 262L77 258L73 257L71 252H70V249L69 248L67 249L66 245H68V243H66L64 246V242H62L65 239H67V241H68V239H71L72 237L69 238L70 233L68 234L69 236H65L63 234L64 231L62 232L63 236L59 235L61 233V231L58 232L59 231L58 229H60L61 227L59 228L58 227L59 225L57 226V224L61 223L60 218L55 217V218L51 219V210H52L51 208L55 207L56 202L58 203V201H56V196L52 195L51 193L46 195L47 198L50 199V201H47L45 203V206H46V208L47 207H50V208L49 209L47 208V210H46V208H45V210L41 209V207H39V206H43V208H44V205L43 204L41 205V202H40L38 207H37V205L36 206L34 205L35 208L33 207L34 209H31V210H34L33 213L31 214V212H30L31 210L29 211L28 210L29 208L27 210L25 208L28 207L27 204L30 205V200H31V202H33L32 200L34 199V197H33L34 195L32 196L31 194L34 192H31V194H30L33 197V199L29 198L30 200L28 201L27 204L26 203L24 204V202L18 201V200H20V199H17V197H19V196H17V193H13V192H16L17 188H15V187H19V186H17V184L21 183L20 181H22L23 183H21V185L19 184L20 185L19 190H20L21 187L24 186V185H22V184H24V181L23 180L18 181V179L16 178L15 179L16 183L15 184H14V182L12 183L15 185L14 186L15 191H13V188H12L13 185H11V182ZM57 176L59 177V175H57ZM73 176L76 177L74 174H73ZM241 177L243 179V177H245V175H242ZM255 177L256 178H254V181H257V177H259V176L255 175ZM263 177L264 176H262L261 178H263ZM261 178L259 177L260 181H261ZM19 179H22V176ZM251 179L252 178H250V180ZM260 181H257V183H259ZM59 182H61V181L59 180ZM263 183H264V181H263ZM61 184L62 183H60V186H62ZM225 184L226 183H224V186H225ZM100 186H101V184L98 185L99 188H101ZM103 186L104 185L102 184V187ZM224 186L222 185L223 190L229 189V188L224 187ZM252 187L249 188L250 189L249 193L250 194L252 193V196H250V197H253V194H255L252 191H256V187L254 189ZM11 188H12V190H11ZM58 188H59V186H58ZM234 188L235 189H233V190H235L236 193L239 192L238 190H242V187H240L238 189H236V187H234ZM259 188H261V187H259ZM259 188H257V189H259ZM19 190H17V191L19 192ZM259 190H257V191H259ZM262 190H264V186H263V188H261V193L264 192ZM22 191L24 192V188ZM22 191H20V192H22ZM45 191H47V189ZM58 191H59V189H58ZM216 191L218 193H216ZM219 191H222V189L219 186H206V185H203V183H202L201 187H199V189L194 191L191 195L190 199L191 200L193 199L191 203L194 204L193 202H195L194 206L191 204L192 207H194L192 212L190 211V209L192 210L190 203H188V200L185 201L188 203V206L186 207L187 210L190 206V209H189L190 215H194V216L196 215V217H195L196 219H194V216H191V218H193L195 220V222H193V223L196 224L197 226H198L199 222H200L199 224H201V226L199 227V229H201V230H199V232H197L198 234L194 236L195 239H193V242L196 240L198 245L200 244L199 246L202 247L203 250H208L209 248L218 245V249L216 246V249L218 250L216 252H218V253L220 252L219 249L222 248L221 242H223L222 240L225 238L224 237L225 234H227L229 232L226 231L225 233H223L221 231V228L219 227L220 226L218 223L219 220L216 219L215 217L211 216V215L210 216L209 215L204 216V215L200 214L199 209L201 208L200 205H202V207L205 206V202H207V199L208 200L212 199L214 201V197L216 198L217 195L219 196L221 193H223V192L219 193ZM228 191H227V193H228ZM257 191H256V193H260ZM4 192H5V194H6V192L7 193L12 192V195L9 194L10 195V197H9L7 194V198L2 199V197H5ZM13 194H15V195H13ZM37 194H36V197L38 198ZM46 194H47V192H46ZM28 195L29 194L26 193V196H28ZM197 195H199V196H197ZM260 195L257 194V196H259L258 198L263 199L264 196L262 198H260ZM263 195H264V193H263ZM26 196L23 195V193H22L21 197H20L22 199L21 201H24ZM44 196H42V198ZM189 196H187L188 198L187 197L186 198L189 199ZM194 196H196V197H194ZM227 196H228V194H227ZM28 197H30V196H28ZM243 197L244 196H242V198ZM247 197H248V195H247ZM11 198H13V200L15 199L14 202L12 200H10ZM194 198H196V199L194 200ZM253 198L255 199L257 197H253ZM38 199H37V201H38ZM183 199H185V198H183ZM239 199H240V196L238 197V200ZM259 199H257V200H259ZM25 201L27 202V199ZM37 201L35 200L34 203ZM259 201H256L257 203L260 204L259 207H263L264 205L262 206V202L260 203ZM10 202H13V204L12 203L10 204ZM17 202H19V203H17ZM14 203H16L17 205H15ZM208 203L209 202H207L206 204H208ZM37 204H38V202H37ZM254 204L256 205V203H254ZM259 204H257V205H259ZM23 205L25 207H22V208L31 214V216H29V214L26 213L27 214L26 218H27V222H28V224H25L26 226H28L26 228H27V230L30 228L31 231H33L34 233L28 232V234H25V235L22 234V229L20 228L19 225H17V223L15 221L19 218V217H17L18 213H15V211L17 208L21 209V206H23ZM32 205H33V203H31L30 207H32ZM59 206H62V205H59ZM241 206H244V205H241ZM63 208H64V205H63ZM148 208L149 207H147L146 212H145L146 208H144V210L139 209V210H135L134 212L131 211L132 215H134L135 218H132L131 217L132 215H131L130 220L133 219L132 221L135 224H137V223L143 224L146 220H149L148 221L149 225H154L153 220H151L152 218L148 219V217L151 216L152 213L154 214V212L149 213L150 211H148ZM151 208H154V207H151ZM261 209L264 210V208H260V210L258 209V211L261 212ZM21 210L18 212L20 213ZM151 211H154V209H151ZM156 211L158 212L159 210L156 209ZM160 213L163 214L162 212H160ZM21 214L23 215V212ZM62 214H64V211ZM129 214L130 213H128V215ZM157 214H159V213H157ZM161 214H159V215L163 216ZM257 214H259V213H257ZM154 215H156V212ZM159 215L158 216L156 215L157 218L159 217ZM200 215L203 216V218L206 217V220L204 219L205 222H202V218H200ZM155 217H153V219ZM197 217L201 221L197 220ZM23 218H24V216H23ZM26 218H24V219L26 220ZM161 218L163 219V217H161ZM161 218H159L160 222L164 221V224L161 226V224L158 221V223H159L158 226H161L163 231H164V227H165L164 225L167 226V224H166L165 220L162 221ZM13 219H14V221H13ZM256 219L259 220V218H256ZM262 219L264 221V218H262ZM52 220L56 221V222L54 221L56 224V225H54L55 227L53 226L54 222ZM12 222H15L14 226L16 229L13 232H12V226H13ZM17 222H18V220H17ZM150 222H151V224H150ZM201 222L204 224H202ZM257 222H259V221H257ZM129 223H130V221H129ZM148 223L146 224L147 226H149ZM170 223L171 222L168 223L169 224L168 228L165 227L168 230V233L172 227V224H170ZM247 223L248 222H246L245 225H247ZM254 224H256V223H254ZM257 224H260L259 225V228H260L262 221H260ZM48 225H50V226H48ZM208 225H211L212 227L208 228L207 227ZM245 225L243 224V226H245ZM263 225H264V223L262 224V226ZM51 226H53V227H51ZM241 226H242V223H240L239 226L235 225V227H237V228L238 227L240 228ZM262 226H261V228H262ZM1 227H0V229H1ZM161 227H159V228H161ZM45 228H47V229H45ZM154 228H152L151 231H153ZM196 228H198V227H196ZM41 229L42 230L45 229L46 230V231H44L45 233H47L48 231L49 232L46 236L44 235L45 233H42L45 236L44 237L42 235V237H43L42 240L38 239L37 237H36L37 238L36 239L34 237V235L36 236L37 232H40L39 230H41ZM156 229H154V232ZM162 229H161V232H162ZM56 231L58 234H56ZM197 231H198V229H197ZM81 232H82V234L80 235V237L78 239L79 245H82V243L84 242L82 240H85L84 239L85 238L84 237L85 231L81 230ZM158 232H159L158 235H160L162 237H165L167 235V233H166V235L163 234L165 232H162V234H160V230ZM110 233H112V232L110 231ZM171 233H173V232L171 231ZM40 234H41V232L38 233V235H40ZM50 234L51 235L56 234L57 236H51ZM66 235H67V233H66ZM250 236H252V232H251ZM33 237H34V239H33ZM149 237H147L148 238L147 240H149ZM247 238H249V236ZM225 239L227 240L228 236ZM7 241H5V243H7V244H5V247L7 248V246H9V248H11L10 244H8ZM196 241H195V244H197ZM250 241H251V239L248 241V243H250ZM252 241H255V240H252ZM252 241H251V243H252ZM71 243L72 244L74 243V242H72V239H71ZM71 243H69V244H71ZM75 243H76V240H75ZM169 243L171 244V242H169ZM72 244L69 246L74 247V245H72ZM164 244H167V243L165 242ZM219 244L221 247H219ZM224 244H225V242L222 245H224ZM23 245H22V247H24ZM147 245L149 246L148 243H147ZM198 245H196V246H198ZM252 245H254V244H252ZM149 247H152V253L151 254H154L152 244H150ZM252 247H254V246H252ZM17 248H18L17 249L18 251L12 250L10 253L8 251L6 253L9 257H10V255H13V256H11L12 258L10 257L11 259H14V261H16L13 263H16V264L21 263L22 264L23 263L22 260L19 261V259L18 260L15 259V258H17L18 255H20L18 252H22L19 246ZM33 248H34V246H33ZM249 248H248V252H247L248 254L246 253L247 255L251 254L250 250L253 249V248L252 249L251 248L249 249ZM255 248H256V245H255ZM0 249H1V251L3 250L2 252H5V250H6L4 247H1ZM139 249L140 248L134 249V251H133L134 254H137ZM149 249H151V248H149ZM149 249H148V251L150 252L151 250H149ZM222 249H220V250H222ZM224 249H226V248H224ZM254 250L255 249H253L252 251L254 252ZM34 251H35V249H34ZM130 251L131 250L124 249V250H118L117 252H119V254L124 255V254H128V252H130ZM242 251H244V250H242ZM249 251H250V253H249ZM75 252L76 251L74 250V253ZM212 252H214V251H212ZM256 253H259V252L256 251ZM222 254H225V253H222ZM7 255H6V257H7ZM124 256H126V255H124ZM223 256H225V255H223ZM221 257L222 256L217 257L218 259L216 258V260L218 261ZM231 257L232 256L230 255L228 258V255H226L227 259H230ZM1 258H2V256L0 254V259ZM122 259H120L119 261L122 262ZM135 259H136L135 262L137 264L138 263L137 258H135ZM222 259H223V261L220 260L219 261L220 263L221 262L224 263L225 259L224 258H222ZM6 260L9 261L8 264L12 263V261L8 260L7 258H6ZM125 260L127 261V259H125ZM0 261H2V259ZM123 261H124V259H123ZM258 262H260L258 259H248L247 258L246 260L240 262V264H258ZM0 264H3V263L0 262ZM4 264H7V263L4 262ZM229 264H231V259H230Z\"/></svg>",
    "mask_w": 264,
    "mask_h": 264
},
{
    "label": "crops",
    "instance_id": "3",
    "mask_svg": "<svg viewBox=\"0 0 264 264\" xmlns=\"http://www.w3.org/2000/svg\"><path fill=\"white\" fill-rule=\"evenodd\" d=\"M251 64H252V62H251ZM239 93H240L241 97L243 98V100H247L248 102H253V103L259 104V105L264 104V92L262 91V88L258 87L257 85L251 86V87L247 88L246 90H239ZM216 143H217V141H215L214 144H216ZM174 147H176V146H174ZM180 148L181 147H178V149L175 148L177 153H181L183 151V149L180 150ZM185 152H186V150H185ZM166 161H169V159H167ZM170 165H171V163H170ZM177 165H178V163H177ZM128 178H129L127 180L128 189L126 186H123L121 188L120 182L117 185L118 193L120 194L122 191V194H123L119 200V210L121 212L129 213L133 210H138L142 207H147V206L151 207L152 205L153 206H160L163 210H165V209L168 210L169 207H165L164 205L160 204V200H163V198L165 199L164 200L165 203L167 202L166 200L168 199V196H169L168 193L162 192L160 195H158L156 189H154L152 185H149L150 183H147V181H145L144 183H141V184H143L144 190L141 192H138L137 188H135V187L138 184H140L141 179L138 180L139 177L137 175H133V174H130ZM175 179H176V183L173 185L172 193L174 195L182 196L184 194L183 193L184 188L182 187L183 184H182V182L178 176H176ZM192 182L193 181H191L189 179L187 180V183H190L191 186H192ZM243 184H244V182L240 183L238 186L243 185ZM245 185H247V183ZM248 185H249V183H248ZM113 191H114V194H116L117 190L113 189ZM179 191L181 193H177ZM157 199L159 200L158 205H156L155 201H153V200H157ZM164 201H162V202H164ZM179 205L181 206V202ZM182 211H183V214L186 216L187 220L190 221V217H189L187 209L185 208V210H182ZM173 224L175 225V227L177 229V234L182 237L183 232H182L180 226L178 225V223L176 224L175 222H173Z\"/></svg>",
    "mask_w": 264,
    "mask_h": 264
}]
</instances>
